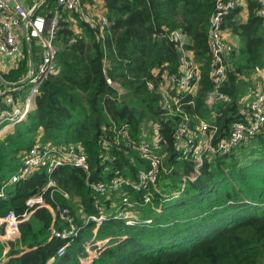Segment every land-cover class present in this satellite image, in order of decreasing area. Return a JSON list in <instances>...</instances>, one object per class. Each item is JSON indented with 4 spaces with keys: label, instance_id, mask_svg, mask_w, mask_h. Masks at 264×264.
I'll return each mask as SVG.
<instances>
[{
    "label": "trees",
    "instance_id": "16d2710c",
    "mask_svg": "<svg viewBox=\"0 0 264 264\" xmlns=\"http://www.w3.org/2000/svg\"><path fill=\"white\" fill-rule=\"evenodd\" d=\"M102 2L108 24L83 23L84 30L78 34L65 20L64 13L68 12L62 14L54 40L58 49L56 72L40 84L34 109L15 131L29 135L34 129L42 130L53 143L82 146L91 182L112 178L132 181L145 164L139 157L134 164H128L127 156L135 152L124 146L118 132L126 127L134 140H140L143 123L158 122L164 165L175 168L169 179L176 183L168 187L178 190L184 186V191L164 204L161 213L152 208L162 198L155 196V204L140 214L143 219H152L154 225L134 228L109 216L122 202L124 183L113 192L100 194L88 186L86 175L78 169L58 168L50 177L55 186L49 187L47 177L35 172L29 179L6 187V200H0V215L12 211L20 217L28 211L26 201L40 195L54 209H69L77 233L65 254L57 257L63 242L52 237L51 231L52 224L55 229L60 226L59 216L52 222L47 209L37 208L29 220L19 224V236L7 242L5 253L0 242V260L5 258L0 264H82L92 248L99 253L87 264H264V126L228 155L203 161L199 177L183 185L180 180L192 172L193 162L177 158L180 154L173 138L176 115L169 114L166 120L161 117L164 111L159 106L160 75L177 72L181 59L176 45L165 37L172 30H180L190 39L185 48L201 65L195 113L206 119L211 114L204 97L215 87L208 43V20L214 0ZM49 3L54 5L53 0ZM258 5V1L249 0L246 24L233 20L237 6L223 23V28L231 27L244 45L235 66L228 64L226 78L217 86L226 98L214 108L221 113L214 122L219 138L227 136L233 122H246L239 102L242 77L264 65V42L257 35L262 21L254 14ZM23 51L19 64L26 58ZM22 67L25 71V63ZM13 71L14 68L4 79L17 82L9 79ZM149 81L154 84L153 89L148 88ZM18 137L12 142L0 141V168L6 169L0 175V186L2 180L10 177L12 168L19 165V152L31 147L32 143L23 145V138ZM104 140L109 143L107 151ZM252 155L256 157L251 158ZM245 166L251 169H244ZM128 191L130 198L141 202L140 193ZM78 208L83 214L78 215ZM100 214L108 217L97 228L93 221L80 218ZM156 224L165 227L161 231L162 226L153 228ZM123 235H128V239L119 243ZM106 238L109 241L99 248L96 242Z\"/></svg>",
    "mask_w": 264,
    "mask_h": 264
},
{
    "label": "built area",
    "instance_id": "2783aa9c",
    "mask_svg": "<svg viewBox=\"0 0 264 264\" xmlns=\"http://www.w3.org/2000/svg\"><path fill=\"white\" fill-rule=\"evenodd\" d=\"M49 1L0 0V107L5 96L20 91L26 84L25 82L21 85H15V83L6 82L3 79L4 65L1 60L5 58L21 60L24 53L20 47V40L25 37L29 40L34 39L41 51L36 66L32 72L28 73L27 82L30 84V90L28 96L23 99V105L19 108L14 107L11 111L0 110V125L3 124L0 131L2 132L26 120L34 98L39 93L40 84L54 73V62L58 51L54 40L62 14L79 10L86 0H53V6H50ZM258 3L256 15L264 23V1L258 0ZM235 8V0H214V8L208 20V43L213 66L211 75L215 87L207 92L204 97V104L211 112L207 119L201 118L195 113L194 98L200 88L201 65L194 60L192 51L185 48L188 44L187 36L180 30L168 31L165 34L169 42L176 45L181 54V59L177 72H164L160 75V82L158 83L159 106L164 112L176 115L173 134L174 144L180 157L193 156L192 162L195 167H199L203 161H210L209 157L213 155L222 156L230 153L246 137L255 135L264 126V85L261 92L247 89L246 104L242 100L239 101L240 110L246 113V122H233L228 129L227 136L222 138L218 137L219 128L214 123L216 117L221 115L214 108L216 104L222 103L226 99L225 95L217 90V86L226 78V69L229 64L228 53L231 51L222 38L223 23ZM91 23L95 24V21L92 20ZM98 23L108 24L106 19H102ZM107 83L112 84L109 79H107ZM147 86L149 89L154 88L151 81L147 83ZM118 133L119 139L126 146L137 149L141 157L148 161L147 169L138 172L135 181L112 178L105 182H91L88 180L91 176L90 166L80 145L53 146L49 144L50 146H44L40 141H36L24 151L16 171L0 186V196H4L6 186L26 180L34 172L43 173L47 177V187L55 186L50 178L52 173L58 168L68 167L84 172L88 186L100 194L113 192L124 183L126 191L122 193V203L127 204L128 198H130L128 190H135L139 193L146 188L147 184L153 183L157 179L164 163V156L160 153L162 145L159 143V133L157 140L153 137L152 141L142 139V137L140 140H134L126 127ZM103 143L105 146H109L108 141L104 140ZM64 196L68 197L66 193ZM26 207L28 211L20 217L12 211L4 216L0 215V241H9L12 236L17 234L19 224L28 220L33 210L45 208L49 211L52 222L56 220L58 214L59 221L62 223L57 229L52 226L51 235L62 240L63 243L57 249L56 256H63L77 233V224L74 222L69 209H54L46 204L40 195L30 197L26 201ZM119 215L121 216L122 213ZM107 217L100 214L89 217L83 215L80 218L85 221H93L97 228L107 220ZM107 242H102L101 246L98 245V247L101 248ZM98 253L96 249L89 250L86 263Z\"/></svg>",
    "mask_w": 264,
    "mask_h": 264
},
{
    "label": "rangeland",
    "instance_id": "374dc122",
    "mask_svg": "<svg viewBox=\"0 0 264 264\" xmlns=\"http://www.w3.org/2000/svg\"><path fill=\"white\" fill-rule=\"evenodd\" d=\"M97 1L98 0H87V1L83 2L81 7L79 8V10L74 11V12L64 13L65 16H66L65 20L68 21L69 27L76 34H78L79 32H82L84 30L83 29V25H84L83 23H91L92 20H94L95 22H99L102 19H106V20L108 19L107 18V11L104 8V4L103 3H99V2L96 4ZM99 1H101V0H99ZM100 4H102V6ZM29 44H30L29 46H30V48H31V50L33 52V58H34L33 59V63H35V61H36V59H38L41 51H40V48H38V45H37V43H36V41L34 39L29 40ZM19 63H20V60L16 62V64H15L16 66L14 68L15 72L13 71V73H12L13 75H11L9 77L10 80L19 82L20 80L23 79V77H25L27 75V73H29L28 72L27 57L22 61L21 64H19ZM24 63H25V71H24V69L22 67V65ZM12 70H13V68H12ZM21 71L22 72L24 71V75H20L19 76ZM55 72H56V70H54V73ZM29 87H30V84L28 82H26V84L21 88L20 91L12 93L11 95L12 96H15V95L19 96L20 95L21 98H22L21 100H23L25 97L28 96V93H29V90H30ZM119 92H120V94H122L123 91L120 90ZM21 100L20 101H16L17 103H14L18 108L23 105ZM163 113L164 114H162V116H161V117H163V119L166 120V119L170 118V116H169L170 113H166V112H163ZM24 122H26V121H24ZM24 122H21L20 124H22ZM16 128H14V130H12V131L5 132L6 133V136H5L6 140H4V142H12L13 140H16V138L18 136H20V138H23L22 139L23 140V145L26 142H28L29 144L32 143L31 145H33L38 139L42 143V145H44V146H47L49 144H51L53 146L79 145V144H73V145L72 144H67L66 145L65 143H59V144L53 143V142H51L52 139L47 138L46 134L44 132H42V130L38 131L37 129L36 130L34 129V130H32L30 132L29 135H27V134L25 135L22 132L21 133H17L15 131ZM143 128H144L143 133L140 136V137H142V139H145V140L146 139H150V141H152V139L154 137V139L157 140L158 130L160 129V126H159L158 122H152V124H150L148 122H144L143 123ZM2 136L3 135L1 134L0 138H2ZM124 146L129 148L125 144H124ZM80 147L82 148V146H80ZM103 147L106 148V151L110 148L109 146H105L104 143H103ZM81 150H83V152H84L83 148ZM24 151L25 150L20 151L21 152L20 156L24 153ZM131 151H133L135 153L134 154L132 153V154L127 156L128 164H131V165L134 164L136 158L139 157L141 160H143V162L145 164V167L139 169L138 172L140 173L141 171L146 170V164L148 163V161L145 160L144 157H141L140 152L137 149L132 148ZM160 153H161V155L163 154V156L165 157V152H164V148L163 147L161 148ZM228 154L229 153H226L225 155H222V156H226ZM214 157H216V156L213 155V156H211L209 158L212 160V159H214ZM255 157H256L255 155L251 156V158H255ZM177 158L179 160L181 159V160H185V161H192L193 160V156H188L186 158L178 156ZM202 165H203V163L199 167H195L193 165L192 172L189 175H184L182 177V180H180L182 182V184L183 185L186 184L188 180L190 182H194L200 175V172H201L200 168H201ZM173 167H174L173 165L172 166H165L164 163H163V166L161 168V172L158 175L157 179L153 183L147 184L146 188L141 190V192H139L140 196H141V202L138 201L136 198H128V203L127 204L121 202L120 203L121 205L119 204L118 207H115L113 213H111L109 216H112L114 218V220H122L125 223V225L128 226V227L140 228V227H144V226L145 227L146 226H153L154 225V221H152V219H143L142 216L140 215L141 212H142V209L149 210V208H151L153 203L155 204V201H153L155 196H159V197H162V198L159 199V201L157 200L156 204L154 206H152V208L155 211V213H161L164 204L174 201L176 199L177 195H179L182 191H184V186H182V188H180L178 190H176V187H174V188H172V187L169 188L168 187V186H172V184L176 183V182L173 183L172 179L171 180L169 179V177H171L170 175L173 174V170L175 169ZM244 169H251V168H250V166L249 167L245 166ZM131 192L135 193V190H131ZM118 195L119 194L116 195L117 199H118ZM128 195H130L129 191H128ZM143 197H145V198L142 199ZM116 204H118V203H116ZM148 205H151V206H148ZM74 208H77V206H74ZM76 210H78V215L83 214L82 213V209L78 208ZM119 213H122V215L120 216ZM124 215H127V216L124 217ZM73 218H74V216H73ZM61 224L62 223L59 222V225H61ZM159 226H162L161 231L163 230V227H165V226H163L161 224H156L153 228L159 227ZM129 238H130V236H129ZM109 239L110 238H106L103 241L99 240V241L96 242V245L97 246L98 245L101 246L102 242L109 241ZM125 239H128V235L120 236L119 243H120V241H123ZM86 248L88 250V247H86ZM91 250H93V248ZM86 261H88V259L84 258V259H82L81 262H82V264H87Z\"/></svg>",
    "mask_w": 264,
    "mask_h": 264
},
{
    "label": "crops",
    "instance_id": "0c3cea01",
    "mask_svg": "<svg viewBox=\"0 0 264 264\" xmlns=\"http://www.w3.org/2000/svg\"><path fill=\"white\" fill-rule=\"evenodd\" d=\"M87 1V0H86ZM236 1V6H237V13H236V15H235V17L233 18V20L234 21H236L237 22V24H239V25H243V24H246L247 23V21H248V19H249V8H248V2H249V0H235ZM258 0H256V2H257ZM264 1V0H263ZM25 2H27V0H25ZM89 2V1H88ZM91 2V1H90ZM103 3L102 2V0L101 1H97L96 2V4L97 3ZM95 5V4H94ZM101 6H102V4H100ZM180 6H181V4H180ZM254 14H255V16H257L256 15V8H255V10H254ZM259 19V18H258ZM179 20H180V18H179ZM260 20V19H259ZM260 21H262V20H260ZM262 23V25L259 27V29H258V31H257V35H259L260 37H261V40L264 42V23L263 22H261ZM223 34H222V38H223V40H224V42H225V44L230 48V52L228 53V63H229V65L230 66H232V67H234L235 66V62L237 61V58H238V54H239V51H240V49L243 47V45H244V43L242 42V40H241V38L239 37V36H237L236 34H234L233 32H232V30H231V27H225L224 28V30H223V32H222ZM22 43H20V47H21V49L22 50H25V52H26V57H27V61H28V72H29V55H28V46H27V42H26V40H25V38L23 39V38H21V40H20ZM24 42V43H23ZM187 42L188 43H190V39L187 37ZM27 43V44H26ZM30 45V44H29ZM30 48V47H29ZM38 48H39V46H38ZM30 50H31V48H30ZM263 50H264V46H263ZM32 51V50H31ZM23 53H24V51H23ZM24 55V54H23ZM262 55H263V60H264V54L262 53ZM32 57H33V52H32ZM34 59V58H33ZM38 59H39V57H38ZM38 59H36V61H35V63H34V67L36 66V64H37V62H38ZM1 62H2V64L4 65V73H3V79H4V75H7L11 70H12V68H15V64H16V60H14V59H12V58H5V59H2L1 60ZM27 75H28V73H27ZM26 75V76H27ZM25 76V77H26ZM25 77H23V79L25 78ZM244 77V76H243ZM242 77V81L244 82V84H242L241 86H240V100L239 101H241L242 100V102L244 103V104H246L247 103V101H246V97H245V94H246V92H247V89H253L254 91H258V92H261L262 91V89H263V85H264V65L262 66V67H256L255 69H253V70H251L250 72H249V74H248V76L247 77H244L243 78ZM22 79V80H23ZM6 82H9V81H7L6 79H4ZM18 82V81H17ZM9 83H16V82H9ZM16 96V97H15ZM15 96H12L11 94L10 95H7V96H5L4 97V99H3V102H2V104H1V107H0V110L1 109H4V110H7V111H11L14 107H17L14 103H17L16 101H20L22 98H21V96L19 95V96H17V95H15ZM9 97V98H8ZM11 100V101H10ZM21 102L23 103V100H21ZM32 110L34 109V104H32ZM31 110V111H32ZM26 120H27V118H26ZM25 120V121H26ZM5 124V123H4ZM3 127V124L2 125H0V128H2ZM17 127V125H15V126H13V127H11V128H8V130H6V131H4V132H2V131H0V136H1V134L3 135L2 136V138H0V141H4V140H6V133L5 132H9V131H12V130H14V128H16ZM40 131V130H39ZM8 134V133H7ZM37 141H39V139L37 140ZM19 154H20V152H19ZM19 160V159H18ZM17 162H19V161H17ZM17 166H18V164H17ZM17 166H15V167H13L12 168V173H14L15 171H16V169H17ZM5 168H0V175H2V174H4L5 173ZM37 173H39V172H37ZM35 174V172L32 174V175H34ZM40 174V173H39ZM32 175H30L27 179H29ZM41 175H43V173H41ZM43 176H45V175H43ZM46 177V176H45ZM9 177H7L6 179H4V180H2L1 181V183L4 181H6L7 179H8ZM11 185V184H10ZM10 185H8V186H6L7 188L10 186ZM2 186V185H1ZM7 188H5V189H7ZM0 200H6V197L4 198V196H0ZM1 202V201H0ZM33 213V212H32ZM32 215V214H31ZM31 215H30V217H31ZM30 217H29V219H30ZM28 219V220H29ZM27 221V220H26ZM52 226H53V224H52ZM18 236H19V232L17 233V234H15L14 236H12L11 238H10V240L9 241H13V240H15L16 238H18ZM1 242V241H0ZM7 242L8 241H6V242H3V244H4V253L8 250V246L6 245L7 244ZM3 260H5V258H2L1 260H0V263H1V261L3 262Z\"/></svg>",
    "mask_w": 264,
    "mask_h": 264
},
{
    "label": "water",
    "instance_id": "95a60500",
    "mask_svg": "<svg viewBox=\"0 0 264 264\" xmlns=\"http://www.w3.org/2000/svg\"><path fill=\"white\" fill-rule=\"evenodd\" d=\"M25 40H26V42L28 43H26L27 44V46H28V55H29V72H32L33 71V69H34V63H33V57H32V51L30 50V46H29V39H27V37H25ZM28 81V75L23 79V80H21L20 82H17V83H15V85H21V84H23V83H25V82H27ZM8 84V83H7ZM31 110H32V108H31ZM30 110V111H31Z\"/></svg>",
    "mask_w": 264,
    "mask_h": 264
},
{
    "label": "bare ground",
    "instance_id": "6f19581e",
    "mask_svg": "<svg viewBox=\"0 0 264 264\" xmlns=\"http://www.w3.org/2000/svg\"><path fill=\"white\" fill-rule=\"evenodd\" d=\"M12 174H13V173H12ZM12 174H11V175H12Z\"/></svg>",
    "mask_w": 264,
    "mask_h": 264
}]
</instances>
